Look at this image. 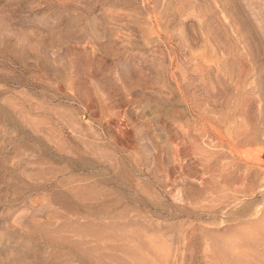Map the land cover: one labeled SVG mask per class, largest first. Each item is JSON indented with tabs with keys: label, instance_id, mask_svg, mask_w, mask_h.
Returning <instances> with one entry per match:
<instances>
[{
	"label": "rangeland",
	"instance_id": "374dc122",
	"mask_svg": "<svg viewBox=\"0 0 264 264\" xmlns=\"http://www.w3.org/2000/svg\"><path fill=\"white\" fill-rule=\"evenodd\" d=\"M0 264H264V0H0Z\"/></svg>",
	"mask_w": 264,
	"mask_h": 264
}]
</instances>
